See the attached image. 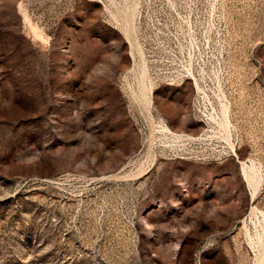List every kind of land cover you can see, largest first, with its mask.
Returning a JSON list of instances; mask_svg holds the SVG:
<instances>
[{"label":"rangeland","instance_id":"1","mask_svg":"<svg viewBox=\"0 0 264 264\" xmlns=\"http://www.w3.org/2000/svg\"><path fill=\"white\" fill-rule=\"evenodd\" d=\"M262 256L264 0H0V264Z\"/></svg>","mask_w":264,"mask_h":264},{"label":"bare ground","instance_id":"2","mask_svg":"<svg viewBox=\"0 0 264 264\" xmlns=\"http://www.w3.org/2000/svg\"><path fill=\"white\" fill-rule=\"evenodd\" d=\"M149 91H151V87H149ZM161 129L163 131H168V132H171L172 133V130L166 124L162 125L161 126ZM246 163L247 162H245V161H240L239 162V164H240V171H241V175L243 176V178L246 181V185L250 189L251 196H253L254 191L256 190V189L254 190V187H255V184H256L255 181L257 180L256 177H257V174H258L257 173L258 170L256 169V167H254V166H248Z\"/></svg>","mask_w":264,"mask_h":264}]
</instances>
